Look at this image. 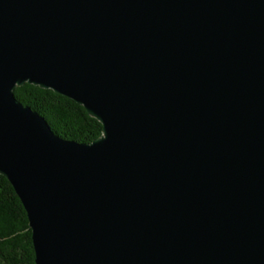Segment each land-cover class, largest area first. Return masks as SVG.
Here are the masks:
<instances>
[{
  "label": "water",
  "instance_id": "1",
  "mask_svg": "<svg viewBox=\"0 0 264 264\" xmlns=\"http://www.w3.org/2000/svg\"><path fill=\"white\" fill-rule=\"evenodd\" d=\"M0 174L35 264H264V0H0Z\"/></svg>",
  "mask_w": 264,
  "mask_h": 264
},
{
  "label": "trees",
  "instance_id": "2",
  "mask_svg": "<svg viewBox=\"0 0 264 264\" xmlns=\"http://www.w3.org/2000/svg\"><path fill=\"white\" fill-rule=\"evenodd\" d=\"M14 95L61 137L90 142L101 134L100 122L83 106L51 89L25 83L14 89ZM34 259L26 211L10 182L0 174V264H35Z\"/></svg>",
  "mask_w": 264,
  "mask_h": 264
}]
</instances>
